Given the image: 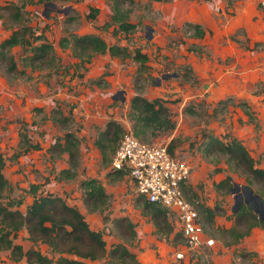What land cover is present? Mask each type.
<instances>
[{
    "label": "rangeland",
    "instance_id": "rangeland-1",
    "mask_svg": "<svg viewBox=\"0 0 264 264\" xmlns=\"http://www.w3.org/2000/svg\"><path fill=\"white\" fill-rule=\"evenodd\" d=\"M10 1L24 4L29 25L36 34L44 33L58 62L54 68H33L23 59L30 51L21 46L11 53L23 74L8 73L0 62V153L6 159V199H22L18 209L23 213L35 196L48 193L77 207L106 242V254L89 264H121L109 256L118 243L140 264H264L262 228L230 246L218 231L233 226L236 196L244 194L243 187L256 190L260 186L248 184L245 175L229 167L226 156L206 147L211 137L223 142L236 138L264 167V0H135L130 20L136 28L128 34H114L113 26H105L111 15L108 0H0V7ZM0 15L1 42L11 33V26L7 12L0 8ZM187 22L199 24L203 37H196ZM86 33H97L108 44L141 50L148 56L146 66L109 54L81 64L73 56L72 45L62 48L59 41ZM135 94L163 99L169 108L173 129L141 139L171 147L175 157L190 165L188 189L196 194L197 205L217 211L211 223L200 215L205 235L214 240L212 247L186 248L172 216L168 217L172 232L168 236L157 233L137 203L130 179L125 173L119 179L113 174L110 163L115 148L108 139L117 130L110 125L131 128L130 99ZM57 111L66 117L65 125L52 119V112L56 115ZM67 131L79 141V162L75 176L65 179L60 171L69 168L68 155L53 150L52 145ZM24 141L37 148L26 151ZM98 143L104 145L105 153ZM227 176L232 192L215 186ZM93 178L108 194L103 209L92 210L85 202L83 182ZM249 198L242 196L264 216L260 202ZM120 217L134 224V240L116 228L114 219ZM14 242L24 251L33 248L51 255L46 244L30 241L25 229L17 232ZM180 251L184 258L176 259ZM0 264L31 263L25 257L14 261L10 251L0 250Z\"/></svg>",
    "mask_w": 264,
    "mask_h": 264
},
{
    "label": "trees",
    "instance_id": "trees-1",
    "mask_svg": "<svg viewBox=\"0 0 264 264\" xmlns=\"http://www.w3.org/2000/svg\"><path fill=\"white\" fill-rule=\"evenodd\" d=\"M110 2L111 15L110 20L105 26H113L114 34H128L134 31L136 24L130 20L135 0H108ZM7 12V19L10 22L11 33L0 42V62L6 66V71L10 74L21 75L24 71L19 69L18 64L11 53V49L21 46L23 50L30 51V55L23 57L26 64L33 68H54L57 65L58 57L55 54L53 45L48 42L43 32L36 34V31L29 25L24 16V4H17L10 1L7 5L0 7ZM98 9H92L96 12ZM94 13H92V16ZM2 17V15H0ZM189 28H193L195 36L203 37L204 30L199 24L187 22ZM72 45L74 57L80 58L81 64H89L96 55L109 54L111 57H120L122 59L131 58L140 64L143 68L148 61V56L139 49L129 50L126 45L108 44L103 37L97 33H86L82 35H71L59 41L62 48ZM107 73L104 72L103 75ZM101 80L98 79L99 82ZM165 101L160 98L148 100L140 94H135L130 99V119L133 134L142 142L152 144L141 138L149 135L155 136L173 129L174 123L170 116L169 108L164 104ZM52 119L65 125L66 117L62 112H52ZM247 114V113H246ZM251 114V113H248ZM247 114V115H248ZM251 117V115H250ZM115 125V126H114ZM117 132L108 139L110 147L116 149L122 137L124 129L121 125L111 123ZM25 137V136H24ZM26 151L31 146L27 141ZM102 153L104 145L98 143ZM116 146V147H115ZM206 147L209 151L216 150L226 156V163L233 171H238L246 176L248 184L258 185L259 189H253L247 186L254 195L264 197V167L259 166L258 162L249 154L242 142L232 138L223 142L217 137H211ZM52 149L58 153L68 155L69 168L62 169L60 175L65 178L75 176V169L79 162V141L74 133L67 131L62 139H57L52 145ZM169 152L174 156V152L169 147ZM6 165V159L0 153V250H8L11 259L19 261L22 257L31 264H89L88 261L102 258L106 254V242L100 231L89 227L83 214L75 206L69 205L62 197L48 193L43 196H35L32 203L23 213L18 207L22 204V199L5 197L9 188V182L6 179L3 169ZM117 179L123 177V172L114 171ZM231 177L218 182L217 188L224 187L226 191L231 186ZM228 185V186H227ZM85 188V202L92 210L103 209L108 200V194L102 183L93 178L83 182ZM189 187V186H188ZM184 189V194L196 208L200 221L203 225L200 215L213 221L217 214L216 208H211L198 204L193 198L196 194L192 189ZM36 189L32 186V192ZM231 189V188H230ZM256 192H254V191ZM191 192V195H188ZM6 199L5 203L2 200ZM263 201V199L261 198ZM136 201L140 204L142 212L150 216L156 232L168 236L173 227L168 219V211L156 204L146 201L143 197L137 196ZM16 207V208H14ZM114 223L120 233L128 240L136 238L134 224L127 217L114 219ZM264 230V216L255 212L250 206L242 203L236 214V219L232 227L220 228L219 237L222 238L226 246L238 244L247 237L251 231L256 228ZM21 229H25L28 238L33 243L41 242L48 246L51 255H45L37 249L23 250L22 245L14 242L16 234ZM183 241L181 233H179ZM240 255L243 256L241 252ZM114 263L121 264H140L135 255L121 243L116 244L109 253Z\"/></svg>",
    "mask_w": 264,
    "mask_h": 264
},
{
    "label": "built area",
    "instance_id": "built-area-1",
    "mask_svg": "<svg viewBox=\"0 0 264 264\" xmlns=\"http://www.w3.org/2000/svg\"><path fill=\"white\" fill-rule=\"evenodd\" d=\"M110 166L113 171L127 175L136 196L166 209L168 216L174 217L186 248L198 250L214 245V240L205 235L195 206L184 194L191 167L171 155L166 146L142 142L127 127L113 153ZM175 258H184V253L176 252Z\"/></svg>",
    "mask_w": 264,
    "mask_h": 264
},
{
    "label": "water",
    "instance_id": "water-1",
    "mask_svg": "<svg viewBox=\"0 0 264 264\" xmlns=\"http://www.w3.org/2000/svg\"><path fill=\"white\" fill-rule=\"evenodd\" d=\"M233 189H234V187L232 186L231 189H230V191L232 192ZM236 191H237V190H236ZM243 193H247L249 196H252V198L258 200V201L260 202L259 204H260L261 207H263V209H264V203H263V201L261 200L260 196L254 195L253 192H252L250 189L247 188V186H244V187H243ZM242 203H243L242 195H241V194H237V196H236V208H239V206H240ZM262 205H263V206H262ZM254 211H255V210H254ZM255 212H257V210H256Z\"/></svg>",
    "mask_w": 264,
    "mask_h": 264
},
{
    "label": "flooded vegetation",
    "instance_id": "flooded-vegetation-1",
    "mask_svg": "<svg viewBox=\"0 0 264 264\" xmlns=\"http://www.w3.org/2000/svg\"><path fill=\"white\" fill-rule=\"evenodd\" d=\"M242 196H243V199L245 198L246 200L249 201V199H250L249 197H250V196H249L247 193H244ZM243 203H244L245 205H248V204H246L244 201H243ZM236 211H237V210H236Z\"/></svg>",
    "mask_w": 264,
    "mask_h": 264
},
{
    "label": "crops",
    "instance_id": "crops-1",
    "mask_svg": "<svg viewBox=\"0 0 264 264\" xmlns=\"http://www.w3.org/2000/svg\"><path fill=\"white\" fill-rule=\"evenodd\" d=\"M96 57V56H95ZM254 230H259L257 227L256 228H254Z\"/></svg>",
    "mask_w": 264,
    "mask_h": 264
}]
</instances>
